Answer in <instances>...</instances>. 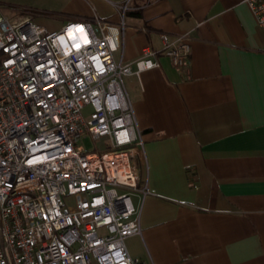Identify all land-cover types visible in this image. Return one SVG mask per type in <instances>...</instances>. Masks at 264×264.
I'll return each mask as SVG.
<instances>
[{
	"label": "crops",
	"instance_id": "crops-1",
	"mask_svg": "<svg viewBox=\"0 0 264 264\" xmlns=\"http://www.w3.org/2000/svg\"><path fill=\"white\" fill-rule=\"evenodd\" d=\"M11 20L57 29L117 22V62L147 161L140 232L125 238L139 264H264V25L245 0H0ZM64 22V23H63ZM186 37L189 65L163 52Z\"/></svg>",
	"mask_w": 264,
	"mask_h": 264
},
{
	"label": "built area",
	"instance_id": "built-area-1",
	"mask_svg": "<svg viewBox=\"0 0 264 264\" xmlns=\"http://www.w3.org/2000/svg\"><path fill=\"white\" fill-rule=\"evenodd\" d=\"M245 3L264 25V0ZM94 22L49 30L0 9V264H139L125 238L141 230L147 161L124 76L158 62L148 48L135 70L115 61L123 15ZM162 41L187 69L188 39Z\"/></svg>",
	"mask_w": 264,
	"mask_h": 264
},
{
	"label": "rangeland",
	"instance_id": "rangeland-1",
	"mask_svg": "<svg viewBox=\"0 0 264 264\" xmlns=\"http://www.w3.org/2000/svg\"><path fill=\"white\" fill-rule=\"evenodd\" d=\"M91 109H92V107L90 105L84 106V108L82 109V114L85 118H87L89 116ZM80 144H82V148L86 149V150H90L92 148H96V149L101 148V145L98 144V142L92 140L89 137L82 138V143L80 142Z\"/></svg>",
	"mask_w": 264,
	"mask_h": 264
},
{
	"label": "snow or ice",
	"instance_id": "snow-or-ice-1",
	"mask_svg": "<svg viewBox=\"0 0 264 264\" xmlns=\"http://www.w3.org/2000/svg\"><path fill=\"white\" fill-rule=\"evenodd\" d=\"M78 30L82 31V29H78ZM77 47H79V45H77Z\"/></svg>",
	"mask_w": 264,
	"mask_h": 264
}]
</instances>
